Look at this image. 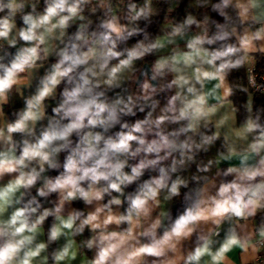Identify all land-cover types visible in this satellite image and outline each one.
<instances>
[{"label":"clouds","instance_id":"1","mask_svg":"<svg viewBox=\"0 0 264 264\" xmlns=\"http://www.w3.org/2000/svg\"><path fill=\"white\" fill-rule=\"evenodd\" d=\"M0 264H264V0H0Z\"/></svg>","mask_w":264,"mask_h":264}]
</instances>
